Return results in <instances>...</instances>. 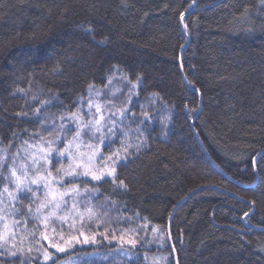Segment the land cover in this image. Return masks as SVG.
Returning <instances> with one entry per match:
<instances>
[{"label":"trees","instance_id":"16d2710c","mask_svg":"<svg viewBox=\"0 0 264 264\" xmlns=\"http://www.w3.org/2000/svg\"><path fill=\"white\" fill-rule=\"evenodd\" d=\"M0 264H264V0H0Z\"/></svg>","mask_w":264,"mask_h":264},{"label":"snow or ice","instance_id":"6c2138e0","mask_svg":"<svg viewBox=\"0 0 264 264\" xmlns=\"http://www.w3.org/2000/svg\"><path fill=\"white\" fill-rule=\"evenodd\" d=\"M138 79H139V77H138ZM89 88L91 89V85H89ZM88 108H89V112H91V109H92L91 103H89ZM96 111L98 113L100 112V107L98 105L96 106ZM121 114L123 115V113H121ZM145 118L146 119H149V120L151 119V117H148L147 115L145 116ZM61 119H63V117ZM72 119H76L75 114H73ZM100 119L102 120L103 117H101ZM88 123L89 124H93L94 123V125H100V120H96L95 122L89 121ZM82 127H84V126L82 125V126L78 127L77 132H76V137H74V139L75 138H78L80 136V134H81V128ZM100 130H101L100 127H95V131L99 132ZM69 143H71V142H69ZM49 144H51V141H49ZM129 147H133V146L132 145H129ZM124 152L127 153V148L124 149ZM60 154L62 155V153H60ZM69 155H70V153H69ZM42 159L45 160V163L46 164L49 163V161H47L46 157H42ZM35 163H36V161H33V164L34 165H35ZM21 168H26V166L25 165H21ZM57 171L59 172L61 170L58 169ZM65 174L66 175H69V176H75V175H77V173H75L74 171H66ZM84 174L85 175L91 174L92 175V178L94 180H97V181H99V180L102 179V175H97L94 172L93 173H89L88 171H85ZM110 174H113L114 175V169L113 170H110ZM10 175L14 178V181L13 182L15 183L17 189L31 191V185L32 184H39V183L43 182L44 183L45 190H46V195L48 194L47 193V190H48L49 185H48L47 177H40L39 179H32L29 183H25V178L27 177L26 170H25L24 177H21V176L17 175L15 168H10ZM50 175H51V172L49 171V176ZM56 182L59 183V181H56ZM120 185L121 186H124V182L123 181H120ZM69 192L70 193H73L74 196H77V195L80 194L79 189L76 188V187H73L71 189H68L65 192H53V193H50L51 199H48L45 203H42L39 206V208H37V210H36L37 213H39L42 208L48 207L49 205H54L53 211L50 213V215H55V209L60 207V203L63 202L64 196L67 195ZM88 212L91 213V209H88ZM37 218L39 219V217H37ZM45 219H47V217ZM44 238L45 239H48L47 236H45ZM71 239L72 240H76V239H78V237H71ZM87 239H88V237H85V241H87ZM49 243H51V241H49ZM128 243L129 244H133L135 242L132 241V240H129ZM52 246L54 248H59V246L58 245H55V244H53ZM59 250L60 251H64L63 248H60Z\"/></svg>","mask_w":264,"mask_h":264},{"label":"rangeland","instance_id":"374dc122","mask_svg":"<svg viewBox=\"0 0 264 264\" xmlns=\"http://www.w3.org/2000/svg\"><path fill=\"white\" fill-rule=\"evenodd\" d=\"M109 105L111 106V104H109ZM106 115H107V113L104 114L102 112V110L100 109L98 120H101L100 119L101 117H103V119H104ZM77 145H78V143H75V145H73L72 147L69 146L70 148L66 149V151H68V154L70 153L69 156L72 158V160L74 161L75 164H80V162L78 161V158L75 157L74 154H71L72 151H70L71 148H73L74 150H77V148H78ZM43 151H45V148L42 149V152ZM98 153H99V148L98 147H97V149L91 150L89 153H86L85 154V158L83 159L82 165L85 166V167H87L88 165L91 166V167H94V158H95V156ZM38 157H41V154H38ZM83 169H85L88 172L91 170V169H88V168H83Z\"/></svg>","mask_w":264,"mask_h":264},{"label":"water","instance_id":"95a60500","mask_svg":"<svg viewBox=\"0 0 264 264\" xmlns=\"http://www.w3.org/2000/svg\"><path fill=\"white\" fill-rule=\"evenodd\" d=\"M184 52V51H183ZM183 52H182V54H183Z\"/></svg>","mask_w":264,"mask_h":264}]
</instances>
